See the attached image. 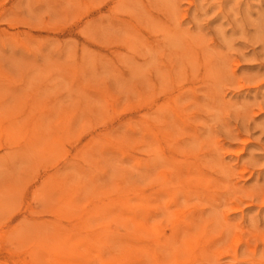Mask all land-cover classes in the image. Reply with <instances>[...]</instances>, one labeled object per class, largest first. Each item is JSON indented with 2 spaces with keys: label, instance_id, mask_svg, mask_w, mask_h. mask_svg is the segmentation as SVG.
Wrapping results in <instances>:
<instances>
[{
  "label": "rangeland",
  "instance_id": "obj_1",
  "mask_svg": "<svg viewBox=\"0 0 264 264\" xmlns=\"http://www.w3.org/2000/svg\"><path fill=\"white\" fill-rule=\"evenodd\" d=\"M0 264H264V0H0Z\"/></svg>",
  "mask_w": 264,
  "mask_h": 264
}]
</instances>
